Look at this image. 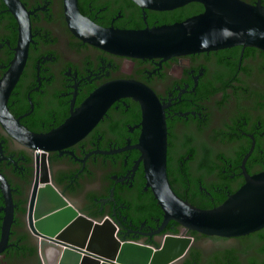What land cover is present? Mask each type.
<instances>
[{
  "label": "flooded vegetation",
  "instance_id": "flooded-vegetation-1",
  "mask_svg": "<svg viewBox=\"0 0 264 264\" xmlns=\"http://www.w3.org/2000/svg\"><path fill=\"white\" fill-rule=\"evenodd\" d=\"M255 4L257 0H242ZM27 16L28 41L20 70L3 99V107L20 126L44 133L63 122L97 87L118 79L146 86L162 107L166 130L165 172L181 199L211 208L252 175L264 170V53L255 47L227 48L171 56L130 58L83 42L66 26L62 0H18ZM264 10V0L258 3ZM78 13L102 27L140 28L157 22L154 12L132 0H76ZM166 11V10H164ZM17 20L0 0V79L17 42ZM141 109L131 97L113 101L78 141L60 149L81 158L93 150L136 144ZM247 157L242 163L245 153ZM0 176L6 182L11 215L0 264H42L37 237L27 225L32 187L39 177L36 151L13 138L0 123ZM38 153H40L38 151ZM45 153L46 172L55 190L81 214L107 219L120 240L158 246L168 234H184L197 264H217L215 257L237 244L204 246L199 241L234 240L197 233L168 220L157 227L162 211L146 186L139 149L93 152L83 163L70 153ZM81 165V167H80ZM80 168V169H79ZM79 170V171H78ZM78 171V172H77ZM3 200L0 194V206ZM3 212L0 210V231ZM131 230V231H129ZM137 231V232H132ZM216 237V238H214ZM240 262L244 255L234 253Z\"/></svg>",
  "mask_w": 264,
  "mask_h": 264
},
{
  "label": "water",
  "instance_id": "water-1",
  "mask_svg": "<svg viewBox=\"0 0 264 264\" xmlns=\"http://www.w3.org/2000/svg\"><path fill=\"white\" fill-rule=\"evenodd\" d=\"M141 8L164 11L189 2L201 4L202 11L183 20L143 28H113L96 25L81 16L76 0H62V14L68 29L80 40L109 53L139 59L184 55L241 45L264 53V10L258 4L242 0H132ZM17 20L18 36L13 58L0 79V123L13 138L39 155L35 159L40 174L34 181L27 208V225L37 237V252L42 264H175L192 239L184 234H168L152 247L120 240L115 226L103 219L96 221L81 214L51 184L46 172L45 153H70L60 149L80 140L102 117L108 106L121 97L136 100L141 109L140 131L136 144L116 149L93 150L115 152L139 149V157L121 179L131 176L136 163L142 161L146 186L162 211V219L151 233L172 220L184 229L218 237H235L264 227V170L247 175L243 183L216 206L199 208L178 197L170 188L165 172L166 130L162 107L143 84L131 79L107 82L87 95L60 124L44 133L26 130L6 112L3 99L23 63L28 41V21L18 0H3ZM38 151L40 153H38ZM250 149L245 153L247 157ZM71 154V153H70ZM72 155V154H71ZM85 155L75 158L82 165ZM0 159H7L2 156ZM80 165V167H81ZM80 169V168H79ZM79 171V170H78ZM77 171V172H78ZM3 212L0 249L4 247L11 207L6 182L0 176ZM131 231V230H129ZM173 247L170 253L163 256ZM133 254L137 261L125 258Z\"/></svg>",
  "mask_w": 264,
  "mask_h": 264
},
{
  "label": "trees",
  "instance_id": "trees-1",
  "mask_svg": "<svg viewBox=\"0 0 264 264\" xmlns=\"http://www.w3.org/2000/svg\"><path fill=\"white\" fill-rule=\"evenodd\" d=\"M202 11L201 4L197 2H189L183 6L174 8L172 10L158 11L152 14V17L157 18L155 24L149 25H160L169 24L175 21H180L188 16L197 14ZM143 28V27H140ZM226 197H222L216 205L221 203ZM194 205L191 202H188ZM215 205V206H216ZM196 206V205H194ZM199 207V206H196ZM202 208V207H199ZM190 236L197 238L201 236L197 232L190 230ZM216 238V237H214ZM237 246L239 250L225 249L218 252V256L215 257L217 264H264V227L256 231L250 232L245 235H241L238 238ZM241 253L244 255L243 262H240L234 253ZM198 251L191 249L189 256L184 259L183 264H197L198 263Z\"/></svg>",
  "mask_w": 264,
  "mask_h": 264
},
{
  "label": "rangeland",
  "instance_id": "rangeland-1",
  "mask_svg": "<svg viewBox=\"0 0 264 264\" xmlns=\"http://www.w3.org/2000/svg\"><path fill=\"white\" fill-rule=\"evenodd\" d=\"M199 242L202 245H204V246H214V245H217V244H237L238 243L237 241H234V240L212 241V240H209V239H202Z\"/></svg>",
  "mask_w": 264,
  "mask_h": 264
},
{
  "label": "bare ground",
  "instance_id": "bare-ground-1",
  "mask_svg": "<svg viewBox=\"0 0 264 264\" xmlns=\"http://www.w3.org/2000/svg\"><path fill=\"white\" fill-rule=\"evenodd\" d=\"M172 249H173V247H170V248L167 250V252H166L163 256L168 255ZM125 258L131 260L132 262L137 261V259L135 258V255H133V254H126V255H125Z\"/></svg>",
  "mask_w": 264,
  "mask_h": 264
}]
</instances>
